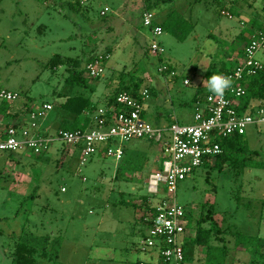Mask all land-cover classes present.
Returning a JSON list of instances; mask_svg holds the SVG:
<instances>
[{
	"label": "rangeland",
	"instance_id": "obj_1",
	"mask_svg": "<svg viewBox=\"0 0 264 264\" xmlns=\"http://www.w3.org/2000/svg\"><path fill=\"white\" fill-rule=\"evenodd\" d=\"M121 1L93 0L87 8L72 10L60 0H0V91L19 93L12 102L18 111L45 102L53 105L44 118L37 119L42 134L75 126L63 121L78 116L64 103L72 96L91 95L93 81L86 87L71 85L67 83L71 73L66 65L48 67L55 54L85 59L111 48L105 75L96 81L111 82V91L118 86L123 71L128 79L136 73L147 74L149 97L142 117L155 127L168 128L174 122L194 121L196 103L192 98L200 79L211 69L234 62L232 53L245 41L237 38L243 30L238 16L230 19L221 14L223 9L236 10L230 4L233 0L193 1L191 9L174 6L171 10L188 19L193 31L180 40L165 26L160 41L166 52L158 57L145 52L149 42L142 46L124 42L125 28L119 20L114 28H105L104 24L115 18L112 5L119 9ZM104 9L107 16L100 13ZM162 9L163 5L154 11L165 23ZM162 62L172 64L179 74L168 85L169 71L159 72ZM186 76L191 79L188 85L184 83ZM5 101L0 97V106ZM182 101L187 104L182 105ZM246 139L250 149L260 150L253 158L264 162V127L250 128ZM160 144L149 138L125 140L122 159L96 154L84 165L80 164L81 150L62 141L39 156L0 150V264H18L16 243L28 234L62 237L57 259L37 255L38 264H157L156 254L151 256L140 246L147 227L138 218L141 210L135 203L143 195L153 204L172 196L197 218L210 212L223 229L264 236V168H245L237 173L226 166L221 173H207L202 165L178 183L175 196L153 195L148 192L146 178L158 159L162 166ZM66 146L69 154L64 156ZM211 225V220L205 223L206 227ZM190 230V264H198L204 260L205 248L195 245L196 232ZM225 242L230 249L228 264H248L253 258L251 252L235 247L233 234H226Z\"/></svg>",
	"mask_w": 264,
	"mask_h": 264
},
{
	"label": "built area",
	"instance_id": "obj_2",
	"mask_svg": "<svg viewBox=\"0 0 264 264\" xmlns=\"http://www.w3.org/2000/svg\"><path fill=\"white\" fill-rule=\"evenodd\" d=\"M135 1L142 4L141 20L149 30L150 52L158 57L164 56L166 49L160 41L165 31L163 26L156 20L154 9L146 7V0ZM80 2L86 5L91 0ZM101 13L104 15L106 11ZM221 14L233 17L226 9ZM260 53H264V27L257 30L245 44L244 55L238 67L227 75L232 79L231 88L223 97L208 93L203 102L197 101L194 121L190 124L174 123L169 128H160L144 120V102L149 97V89L145 87L140 93L141 98L123 91L117 97L120 108L111 106L99 110L101 115H111L112 123L107 127H104L103 122L106 119L103 118L99 127L87 130L58 129L55 133L42 134L37 119L44 118L53 108L51 103L45 102L32 108L26 116L21 114L14 122L0 125V150L40 155L49 151L55 142L62 141L81 150L80 164L84 165L96 154L122 159L125 152L122 142L125 140L153 139L161 142L164 159L162 166L149 176L148 192L153 195L168 193L175 196L181 180L202 166L206 159L222 152L219 143L221 138L234 134L243 135L250 128L264 127V103L254 104L250 112L240 111L239 108L241 97L247 93L242 81L246 76L264 72ZM110 57L106 53H97L86 65L88 74L93 78L104 76ZM168 71L171 76L177 74L167 63L162 62L159 72ZM185 83L189 84V80L186 79ZM0 97L13 102L18 99L19 93L2 89ZM190 213V210L176 202L172 196L161 199L155 213L144 212L147 231L140 242L141 250L150 252L151 256L156 254L157 264H187L184 244L193 237L189 226Z\"/></svg>",
	"mask_w": 264,
	"mask_h": 264
},
{
	"label": "trees",
	"instance_id": "obj_3",
	"mask_svg": "<svg viewBox=\"0 0 264 264\" xmlns=\"http://www.w3.org/2000/svg\"><path fill=\"white\" fill-rule=\"evenodd\" d=\"M59 0H56L58 2ZM64 1V2H63ZM173 0H146V7L151 9H158L161 5H170ZM201 0H194V3H197ZM64 5L68 6L72 10L87 8L88 5L81 4L80 0H60ZM142 21V20H141ZM164 30L165 26L170 27L176 36L180 40H185L188 35L193 31L194 25L189 23V20L186 19L180 12L173 10L167 17L165 23H160ZM264 27V22L260 25L259 29ZM174 28V29H173ZM257 29V30H259ZM111 48H108L106 51L100 53H106L111 55ZM150 49L146 50V53H149ZM243 53L238 60L234 62H225L223 66L219 69H211L207 74H205L204 79L198 85L196 94L200 96V98H196L197 101L203 102L208 93H210L206 86L203 84V81H206L212 74L220 73L224 75H228L230 72L234 71L244 55V48L241 50ZM94 52V51H91ZM97 53H94L90 56L85 57V59L79 57L65 56L62 54H55L50 61L48 62V67L54 69L61 65H66L68 70L70 71V76L67 78V83L74 85H81L86 87L89 85V81L91 79H96L91 77L86 69V65L88 62L93 60ZM263 54V53H262ZM261 59V58H260ZM262 60V59H261ZM264 62V60H262ZM83 69L79 71V68ZM169 68L173 69V65L169 64ZM86 72V74H85ZM99 78V77H98ZM145 78L143 76H136L135 74L131 75V77L125 78V71L122 72V79L119 82L118 86L111 91L107 92L106 95V106L103 108H109L111 106H116L120 108L121 105L117 101L118 95L127 91L137 98H141V91L143 90ZM143 84V85H142ZM242 84L245 85L247 89V93L245 96L241 97L239 108L240 111L246 112L251 111L253 109L254 104L261 105L264 103V72H258L255 75L246 76L242 81ZM204 96H201L203 95ZM73 97V96H72ZM69 97L67 101L64 103L66 109L71 111L72 113H76L78 116L73 120H66L64 123L69 122L70 124H74L75 126L69 127H61L60 129L64 130H87L90 128H95L101 126L102 119L105 118L104 127L109 126L111 122L110 113L100 114L99 113V105L98 102L95 103L91 100L90 97H85L83 95H78L76 97ZM15 106L12 105V102L5 101L0 106V118L14 117L17 119L21 114L27 115L28 112L32 109L29 107H23L21 110H15ZM144 111V110H143ZM87 113L95 114V116H88ZM143 114V112H142ZM79 116H82L80 118ZM247 133L243 135L234 134L231 136H226L220 139L219 143L222 148V152L210 159H206L203 166L207 169V173L210 171H216L221 173L226 166H229L233 171L237 173H241L245 168H264V162L258 159L253 158V155L257 156L260 154L259 149H250L247 145L246 139ZM68 145V144H67ZM70 146V145H68ZM66 146L62 150V154L65 156L67 153L69 154V147ZM77 149V148H76ZM79 149V148H78ZM42 155V154H40ZM39 156V155H38ZM195 171V170H194ZM145 198L146 209L149 212L155 213L156 206L152 203L147 202V197L145 195L141 196ZM212 209H208V211ZM262 217L264 218V202L261 206ZM210 213V212H208ZM206 214V216H199L198 218L191 212L190 213V223L189 226L196 232L194 237V243L197 246H201L205 248L204 251V260L203 262H199L198 264H228L227 259L229 256V247L226 241V234L231 233L235 237V247L240 251H249L252 253L253 258L248 264H264V236L260 235H251L244 233L239 230H232L230 228L223 229L218 221L214 218L213 214ZM142 220L146 224L144 217ZM211 220L212 225L210 227H206L205 223ZM147 227V224H146ZM145 237V235L143 236ZM190 240V239H189ZM188 241V240H187ZM185 242V257L186 263L190 264V257L187 251V244L189 242ZM62 245V237L57 236L52 238L49 235H45L44 237L37 236L34 234H28L17 241L15 247V259L18 264H38L37 255L42 256L44 258H51L52 260H56L59 255V250Z\"/></svg>",
	"mask_w": 264,
	"mask_h": 264
},
{
	"label": "crops",
	"instance_id": "obj_4",
	"mask_svg": "<svg viewBox=\"0 0 264 264\" xmlns=\"http://www.w3.org/2000/svg\"><path fill=\"white\" fill-rule=\"evenodd\" d=\"M92 1L93 0H91L90 4L92 3ZM99 1H101V0H99ZM193 1L194 0H192V2H191V0H173L170 5H163V9L161 10L164 12V16H165L163 20H165L168 17V15L170 14V11L172 10V8L174 6L178 7V9H180V10L183 8L186 9L187 7H188V9H191L194 5ZM180 3H182L181 7H179ZM230 4H232L236 8V10L233 11V10L228 8V5H226V7L228 8L227 10H229L233 14V17L230 19H235L238 16V18L236 20L238 21L239 25H242L240 27L243 28V30H241V32L237 35V38L240 40L245 39L244 43L243 44L241 43V45L239 46L240 50L238 52L232 53V55H234L235 59L238 60L243 53L241 50L244 48L245 44L251 40V38L253 37V35L257 31V29H259L260 25L262 24V21L264 22V0H233L230 2ZM119 6H120L119 9H116L112 5L111 14L115 15V18H113V20L110 21L109 23L104 24L105 28H114L115 22L119 20L122 28H125L124 42H127L129 46L130 45L135 46L137 44H140V46H142L143 42L148 43L149 42V37H148L149 30L147 27H145L143 25V23L141 21L142 10H143L142 4L135 1V0H122ZM125 10L127 11V13ZM102 11L103 10H101V12ZM105 11H106V14H104V16H107L108 15L107 10H105ZM101 15H103V14L101 13ZM129 18L133 19L132 22L129 21ZM135 20L137 21L136 23H134ZM157 20H158V22H160L159 18H157ZM160 23H162V22H160ZM231 27L232 26H227V28H231ZM97 28H102V27H97ZM163 46H164V44H163ZM149 53H150V51H149ZM260 58L262 60H264V53L260 54ZM173 69L177 72V74L175 76L166 75L167 85H168V82L169 83L172 82L173 80H175L179 76L178 71L176 70V68L174 66H173ZM135 75L136 76H143L144 78H148L147 77L148 75L147 74L145 75V73L143 75L136 73ZM186 79L189 80V84H190L191 79L187 76L184 77V83H185ZM202 80H203V78L200 79L198 84H200L202 82ZM90 81H93L91 83V86H90V91H91L90 98L95 103L100 102V101L103 102L102 105H99L98 110H100L101 108L106 106V95H107V92L109 91V89L112 88V83L109 82V83L101 84L100 81H96V79H91ZM186 85H188V84H186ZM143 87H146L145 81H144ZM201 96H204V94ZM196 98H200V96L198 94H196V92H195V95H193V98H192V102L196 103V101H195ZM186 104H187V102L182 101V105H186ZM73 114H75V113H73ZM87 115L91 116V117L95 116V114H92V113H87ZM160 115H165V113L161 112ZM6 118H8V117H3L2 119L0 118V125L1 126H5L6 124H8L10 122H14V120H15V119L12 120L13 118L7 120ZM74 118L75 117H70V116L65 117L63 121H66V120L73 121ZM25 119L28 120V118H25ZM174 123H172V124H174ZM176 123H178V122H176ZM170 126H168V128ZM159 151H160L162 159H164L162 152H161L162 151L161 144L159 147ZM159 162H160V160L158 159V161H156L152 165V168L149 171L147 178H146V185L148 184V179H149L150 174L153 171H155L161 167V166H159ZM147 202L151 203L149 198H147ZM144 204H145V198L144 197H141L139 199V201H137L135 203L136 209L137 210L139 209V211L141 210L140 216L138 217L141 221H143L142 217L144 215V212L147 211V209H145L146 205L144 206ZM157 204H153V205H157Z\"/></svg>",
	"mask_w": 264,
	"mask_h": 264
},
{
	"label": "clouds",
	"instance_id": "obj_5",
	"mask_svg": "<svg viewBox=\"0 0 264 264\" xmlns=\"http://www.w3.org/2000/svg\"><path fill=\"white\" fill-rule=\"evenodd\" d=\"M207 90L216 97H223L225 92L231 88L232 79L224 74L214 73L206 81H203Z\"/></svg>",
	"mask_w": 264,
	"mask_h": 264
}]
</instances>
